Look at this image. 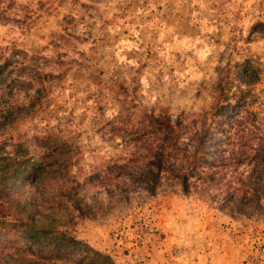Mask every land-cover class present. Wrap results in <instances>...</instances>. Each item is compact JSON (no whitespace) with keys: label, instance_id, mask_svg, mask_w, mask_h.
Returning <instances> with one entry per match:
<instances>
[{"label":"rangeland","instance_id":"374dc122","mask_svg":"<svg viewBox=\"0 0 264 264\" xmlns=\"http://www.w3.org/2000/svg\"><path fill=\"white\" fill-rule=\"evenodd\" d=\"M246 60L264 129V0H0V264L35 249L24 198L37 225L116 264L264 263V208L109 171L143 155L149 114L208 111L218 79Z\"/></svg>","mask_w":264,"mask_h":264},{"label":"trees","instance_id":"16d2710c","mask_svg":"<svg viewBox=\"0 0 264 264\" xmlns=\"http://www.w3.org/2000/svg\"><path fill=\"white\" fill-rule=\"evenodd\" d=\"M233 67L236 91H225L230 68L224 82L218 79L208 111L190 121L172 120L168 113L149 114L143 155L130 164L114 163L109 167L112 175H173L184 185L190 180L201 184L220 208L243 214L264 208V129L252 109L256 95L251 88L259 73L250 60ZM31 164L24 174L35 171V163ZM30 179L28 175L24 183ZM43 191H35V198L43 197ZM21 202L28 210L23 215L28 221L24 236L35 249L21 257L20 264H116L108 255L53 229L48 219L45 226L37 225L31 202L26 198ZM6 221L0 215V237L8 233L3 231Z\"/></svg>","mask_w":264,"mask_h":264},{"label":"built area","instance_id":"2783aa9c","mask_svg":"<svg viewBox=\"0 0 264 264\" xmlns=\"http://www.w3.org/2000/svg\"><path fill=\"white\" fill-rule=\"evenodd\" d=\"M259 252H260L261 258L264 259V246H261V247L259 248ZM262 259H261V260H262ZM262 264H264V263H262Z\"/></svg>","mask_w":264,"mask_h":264}]
</instances>
